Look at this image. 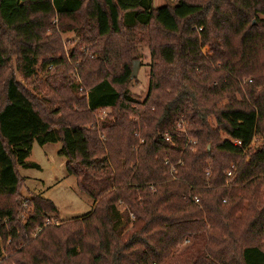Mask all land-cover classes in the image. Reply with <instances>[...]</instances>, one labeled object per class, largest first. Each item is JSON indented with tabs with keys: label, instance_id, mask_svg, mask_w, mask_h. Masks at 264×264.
<instances>
[{
	"label": "trees",
	"instance_id": "1",
	"mask_svg": "<svg viewBox=\"0 0 264 264\" xmlns=\"http://www.w3.org/2000/svg\"><path fill=\"white\" fill-rule=\"evenodd\" d=\"M84 15L88 24L77 32L94 39L124 33L129 42L137 29L154 35H147L152 67L142 104L117 90L132 80L129 61L110 71L132 52L126 42L122 55L78 66L89 86L88 114L113 111L101 123L104 141L74 121L57 124L60 112L46 110L35 91L37 71L65 65L60 40L43 38L50 21L59 27ZM42 42L51 45L44 58ZM63 76L61 103L85 105ZM213 83L221 94L206 90ZM211 93L230 104L216 109ZM34 143L61 145L68 175L92 201L86 216L54 225L56 207L37 196L27 199L26 222L17 221L18 169L29 166ZM262 187L264 0H178L159 8L152 0H0V240L8 244L0 264H264V248L243 244L247 235L264 236ZM242 213L253 215L245 228ZM185 240L193 243L177 252Z\"/></svg>",
	"mask_w": 264,
	"mask_h": 264
},
{
	"label": "rangeland",
	"instance_id": "2",
	"mask_svg": "<svg viewBox=\"0 0 264 264\" xmlns=\"http://www.w3.org/2000/svg\"><path fill=\"white\" fill-rule=\"evenodd\" d=\"M152 1L154 8H159L162 6L173 7L178 2V0ZM189 1L197 2V0ZM56 23H58V20L56 19L50 21V27L44 31L43 38L47 39L48 43H50L51 39L54 37H57L60 40L55 43L61 45V52L65 57L64 63L66 67L68 65L69 68H66L65 65H63L56 68L55 70L53 69L52 72L49 73L37 71V74L35 75V91H38V95L43 97L44 102L46 101V106H44L46 110L48 109V111H53L55 109L56 111V109H58L57 111L60 113L58 115L56 113L55 115V121L57 124H60V122L65 119L68 122L74 121L86 126L90 130L96 129L98 131V137L101 138V141H104L105 136L100 132V127L102 125L101 123L103 121L105 123L113 120V111L100 110L88 114L87 109L85 108V98L89 86H87L88 84L84 82L79 69L90 60L93 61L100 59L108 53L113 55L115 52H118L122 55L120 48L122 45H124V42H126L127 45L130 46L132 52H130V50L125 51L122 55L121 61L119 63H114V68L110 71L119 73L121 64L129 61L127 65H129L130 71L132 73L133 63L136 61L139 62L140 67L136 79L130 80L126 86L119 89L117 88V90L126 91L133 101L138 104H142L147 97L152 67V59L149 49L150 44L147 35L151 36V39L154 37V35H151V33L148 32L149 29H137L136 31L132 32L134 33V36L132 33L130 34L133 36V38L129 42L127 34L124 33L122 36L111 35L107 39L99 40L96 37V39H94L93 34L85 36L81 35L80 32H77L79 27L83 26L84 23L88 24L85 15L76 18L75 21L64 19L60 23L59 27ZM41 45L44 58L47 56V50L51 47V45L45 42H42ZM202 53L204 56H207L209 54V49L204 48ZM41 60L42 58L39 61ZM210 65L213 71H217V68L219 67L218 64ZM78 66L81 67L78 69ZM196 71L197 70H195V72ZM197 73L200 75V72ZM62 76L68 78L73 88L78 87L77 93L74 92L73 95L79 100H84L85 105L71 104L64 106L61 103V101L64 99L61 90L62 86H59V81H61ZM17 77L20 81H22L19 76ZM90 81L92 82V80ZM206 87L207 91L215 90V92L212 93L221 94V92H217L216 88L218 87V84L216 83L206 85ZM70 91L72 92L71 89ZM212 93L209 94L208 98L210 101L216 103V109L223 108L230 104L227 98H223V96L220 94L218 96H213ZM234 97L236 102L241 101L238 93L234 94ZM210 106L211 103H208L206 105L207 109H210ZM137 108L138 107H134L133 109L136 110ZM111 115L112 118H109ZM127 116L129 120L134 122L137 121V119L134 118L131 113H129ZM205 119L212 129L217 130L218 125L215 122L213 114H208ZM217 135L220 139L224 138L222 133ZM255 142H258L259 144V138L256 139ZM205 147L207 151H215V143L211 144V142H207ZM60 148V144H47L44 146H39L37 143H34L29 157L25 160V163L29 166L20 167L18 169L19 175L23 179V185L19 193L18 202L23 198L31 199L37 196L49 200L53 203L58 212V218L56 220L50 221L54 225H59L60 221H68L86 216L92 209L91 199L78 191L75 178L68 175L65 168L66 159L59 156L58 154ZM209 164L210 162H208V165ZM261 192L264 193V187H262ZM262 202H264V198L262 199ZM116 208L120 213H123L125 209L127 210L125 204L121 202L116 205ZM239 217L243 219V221H240V223L242 226H244V228L248 222L251 223L253 221V215L250 213H242L239 215ZM129 218L131 220L134 219L132 214H129ZM131 228L132 224L129 225L128 230L130 231ZM245 241L247 243H245ZM250 242H252L251 245L253 246L258 245L264 248V236L253 237L252 235H247L243 238V244H249ZM192 243V240L183 241V243L177 246V252L183 251ZM7 246V242L3 243L0 240V260L7 257ZM15 258L17 259L18 257L16 256ZM9 264L13 263L10 262Z\"/></svg>",
	"mask_w": 264,
	"mask_h": 264
},
{
	"label": "built area",
	"instance_id": "3",
	"mask_svg": "<svg viewBox=\"0 0 264 264\" xmlns=\"http://www.w3.org/2000/svg\"><path fill=\"white\" fill-rule=\"evenodd\" d=\"M228 177H230V173L227 174ZM32 211V208L30 207L28 200L23 198L20 199L19 201V209L17 212V221H19L20 223L24 224L26 222V220L28 219V216L30 214V212ZM45 224H49V221H46Z\"/></svg>",
	"mask_w": 264,
	"mask_h": 264
},
{
	"label": "water",
	"instance_id": "4",
	"mask_svg": "<svg viewBox=\"0 0 264 264\" xmlns=\"http://www.w3.org/2000/svg\"><path fill=\"white\" fill-rule=\"evenodd\" d=\"M139 67H140L139 62L136 61L133 63V69H132V75H131L132 80L136 79L138 71H139Z\"/></svg>",
	"mask_w": 264,
	"mask_h": 264
}]
</instances>
